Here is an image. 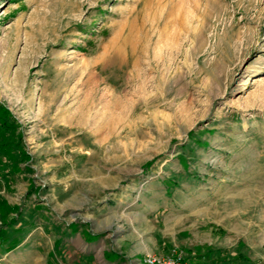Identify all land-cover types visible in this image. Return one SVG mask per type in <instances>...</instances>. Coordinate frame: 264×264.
Segmentation results:
<instances>
[{"label":"rangeland","instance_id":"1","mask_svg":"<svg viewBox=\"0 0 264 264\" xmlns=\"http://www.w3.org/2000/svg\"><path fill=\"white\" fill-rule=\"evenodd\" d=\"M5 231L0 264H264V0H0Z\"/></svg>","mask_w":264,"mask_h":264},{"label":"crops","instance_id":"2","mask_svg":"<svg viewBox=\"0 0 264 264\" xmlns=\"http://www.w3.org/2000/svg\"><path fill=\"white\" fill-rule=\"evenodd\" d=\"M12 227L10 226L9 230L10 231ZM75 239V240H74ZM75 242V246L71 248L69 245H66V255L68 256V259L70 258H75L76 261L79 260L80 262L84 263L83 261L93 262V263H98L100 264L101 262L105 261L106 263H111V264H123L119 260L123 257L120 256V254L116 252H104L103 253V258L99 256L100 253V245L98 241L96 240V237L94 236H86L83 239V242L80 241L79 237L78 238H73ZM143 251L140 248H135L134 250L131 251V258H134L135 255H144ZM86 259V260H85ZM136 260V259H135ZM138 264H140V260L137 259ZM128 264H137L134 263L133 261H129Z\"/></svg>","mask_w":264,"mask_h":264},{"label":"built area","instance_id":"3","mask_svg":"<svg viewBox=\"0 0 264 264\" xmlns=\"http://www.w3.org/2000/svg\"><path fill=\"white\" fill-rule=\"evenodd\" d=\"M144 263L145 264H181L180 259L176 258V259H159V258H155V257H146L144 259Z\"/></svg>","mask_w":264,"mask_h":264},{"label":"bare ground","instance_id":"4","mask_svg":"<svg viewBox=\"0 0 264 264\" xmlns=\"http://www.w3.org/2000/svg\"><path fill=\"white\" fill-rule=\"evenodd\" d=\"M83 109H84V108H83ZM86 109H87V110H86L85 115H87V116L89 117L90 114H91V109H92V108L89 107V108H86ZM92 110H93V109H92ZM82 111H83V110H82ZM88 113H90V114H88ZM83 114H84V113H83ZM85 115H84V116H85ZM96 115H97V114H96ZM82 116H83V115H82ZM84 116H83V118H84ZM94 116H95V115H94ZM92 117H93V116H92ZM92 117H91V118H92ZM96 117H97V116H96ZM96 117H93L92 119L95 121V118H96ZM80 119H81V118H80ZM85 119H86V118H85ZM85 119H84V121H85ZM93 120L89 121V120L87 119V120L85 121V123L88 125L90 122H93L92 124H94V121H93ZM96 122H97V121H96ZM82 124H83V123H82ZM86 124H85V125H86ZM94 125H96V124H94ZM96 130H97V129H96ZM97 131H98V130H97Z\"/></svg>","mask_w":264,"mask_h":264},{"label":"trees","instance_id":"5","mask_svg":"<svg viewBox=\"0 0 264 264\" xmlns=\"http://www.w3.org/2000/svg\"><path fill=\"white\" fill-rule=\"evenodd\" d=\"M5 227L7 229L8 227H10V224L5 226ZM5 236H6V231L5 232H0V240H3L5 238Z\"/></svg>","mask_w":264,"mask_h":264}]
</instances>
